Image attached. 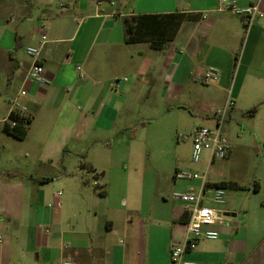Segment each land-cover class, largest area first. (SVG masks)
Here are the masks:
<instances>
[{"label": "crops", "instance_id": "obj_1", "mask_svg": "<svg viewBox=\"0 0 264 264\" xmlns=\"http://www.w3.org/2000/svg\"><path fill=\"white\" fill-rule=\"evenodd\" d=\"M229 1L240 8L259 6L264 14V0ZM219 3L0 0V223L12 238L0 264H171V249L185 242L189 215L174 194L220 183L227 185L224 211L230 215L216 227L217 240L202 241L185 259L264 264V175L257 167L245 180L235 174L228 180L209 177L221 160H207L200 170L187 167L186 172L206 168V179H174L171 199L153 178L143 182L141 197L135 196L127 176L115 173L123 163L113 141L130 130L134 110L161 99L172 112L180 107L174 103L180 84L200 83L198 76L209 67L221 77L213 83L215 103L204 122L214 128V111L232 100L224 135L234 138L231 121L240 111L250 121L237 140L249 135L264 142V18L246 31L233 12L219 10ZM176 13L195 21L185 22L164 50L126 43L123 17ZM29 47L39 48L40 57L29 56ZM35 62L45 68V84L27 78ZM17 98L22 115L31 120L25 140L4 132ZM258 105L255 116L244 115ZM231 144L228 168L248 149L246 143ZM7 152L25 167L5 169ZM2 173L13 175L4 180ZM51 182L65 188L60 208L56 193L46 203L44 188Z\"/></svg>", "mask_w": 264, "mask_h": 264}, {"label": "rangeland", "instance_id": "obj_2", "mask_svg": "<svg viewBox=\"0 0 264 264\" xmlns=\"http://www.w3.org/2000/svg\"><path fill=\"white\" fill-rule=\"evenodd\" d=\"M120 3L124 4L122 1ZM177 92L178 98L174 103H179L180 107H175L172 112L168 111L165 108V103L161 99H157L147 108L134 110L130 130L125 135L117 136L113 141L115 154L120 158V163H123L119 167L116 166L118 168L115 173L127 176V179L132 183V191L136 193L135 196L141 197L143 182L153 178L155 182H160L166 198L171 199L176 192L174 189L176 169L186 172L187 167L200 170L201 167L207 165L206 162L209 160V152L207 151L203 152L198 164L192 162L193 143L191 138L186 139V137L190 135V131L195 126H212L204 122V116L215 103L214 94L216 90H214V84L184 83L180 84ZM241 116V112L236 111L234 119L231 121L234 138L227 137L234 144L246 143L248 149L245 151L243 148L242 153L238 155L230 168H228V161H218L208 171L207 175L212 179L228 180L231 179L232 174H235L245 180L254 174L251 167H257L264 175V142L250 139L249 135H246L242 140L243 142L237 140L238 135L242 134L243 130L246 129L247 122L250 121ZM242 118L246 120L242 121ZM8 153L10 152L6 153L1 164L5 169L14 170L25 167L20 161L12 162ZM188 173H200L202 175L207 172L206 168H202V172ZM1 175L5 177L4 180L8 179V174L2 173ZM7 182L9 181L7 180ZM110 183L113 192L114 182L112 179ZM106 188L109 189V183ZM44 191L47 194L46 201L48 200V202L46 203H52V195L58 192L64 194L65 188L61 187L59 183L51 182L48 187L44 188ZM2 224L0 223V236L2 237L0 254L6 253L12 242V238L7 235Z\"/></svg>", "mask_w": 264, "mask_h": 264}, {"label": "built area", "instance_id": "obj_3", "mask_svg": "<svg viewBox=\"0 0 264 264\" xmlns=\"http://www.w3.org/2000/svg\"><path fill=\"white\" fill-rule=\"evenodd\" d=\"M100 1V0H98ZM219 10H228L233 12L242 20L246 31L250 29L253 23L258 18H264L259 6H250L240 8L235 2L229 0H220ZM27 54L33 58H38L41 55L39 48H27ZM81 80H85V74L82 68H78ZM45 68L38 62H35L30 67L27 78L38 84H45L46 80L43 77ZM221 77L220 71L215 67H209L198 76V81L202 84L209 85L216 83ZM120 83V80L115 82V86ZM27 93L21 92L22 96ZM235 106L234 101L229 100L224 109L214 111L216 126L212 129L205 126L195 127L191 134L186 139H192V162L198 164L204 151L209 152V161L212 163L217 160H225L231 149L232 144L223 133V125L225 124L228 112ZM11 115L13 113L22 115L23 107L20 104L19 98L10 103ZM14 124V123H13ZM175 179L182 180H205L206 175L199 173H188L177 171ZM95 187H100L98 182H94ZM174 198L183 202L189 209V221L186 224V237L182 245L174 246L170 252L171 264H197L196 262L185 259L188 252L195 251L202 241H213L219 238V232L216 227L221 226L228 218L225 215L224 208L226 206V190L221 187L207 186L203 184L201 188L191 192H177ZM57 207L62 206L61 193L55 194ZM0 243L2 237L0 236ZM61 264H72L64 261Z\"/></svg>", "mask_w": 264, "mask_h": 264}, {"label": "trees", "instance_id": "obj_4", "mask_svg": "<svg viewBox=\"0 0 264 264\" xmlns=\"http://www.w3.org/2000/svg\"><path fill=\"white\" fill-rule=\"evenodd\" d=\"M193 19V16L183 13L126 16L122 18L125 41L127 44L148 43L152 49L161 51L176 39L182 25L185 22L195 21ZM259 107V105L253 107L244 115L248 117L255 116ZM30 123L31 120L29 118L13 113L10 116V122L4 125V132L18 140H25ZM7 174L8 176L12 175L10 173ZM46 181H49V179ZM207 186L209 187V185ZM213 186L225 189L227 185L220 183ZM186 215L182 218L184 222L186 221Z\"/></svg>", "mask_w": 264, "mask_h": 264}, {"label": "water", "instance_id": "obj_5", "mask_svg": "<svg viewBox=\"0 0 264 264\" xmlns=\"http://www.w3.org/2000/svg\"><path fill=\"white\" fill-rule=\"evenodd\" d=\"M225 215H227V216H228V215H230V214H225Z\"/></svg>", "mask_w": 264, "mask_h": 264}]
</instances>
